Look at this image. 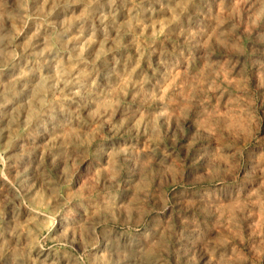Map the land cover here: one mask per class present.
<instances>
[{
  "label": "rangeland",
  "instance_id": "1",
  "mask_svg": "<svg viewBox=\"0 0 264 264\" xmlns=\"http://www.w3.org/2000/svg\"><path fill=\"white\" fill-rule=\"evenodd\" d=\"M0 264H264V0H0Z\"/></svg>",
  "mask_w": 264,
  "mask_h": 264
}]
</instances>
